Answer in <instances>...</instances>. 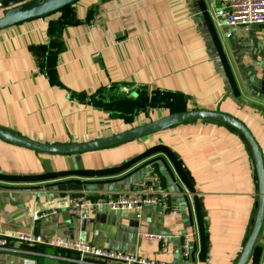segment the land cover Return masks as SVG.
Masks as SVG:
<instances>
[{"label": "crops", "instance_id": "0c3cea01", "mask_svg": "<svg viewBox=\"0 0 264 264\" xmlns=\"http://www.w3.org/2000/svg\"><path fill=\"white\" fill-rule=\"evenodd\" d=\"M214 8V0H79L1 32L0 128L79 143L175 113L162 105L179 95L176 112L240 120L264 165V35L221 25ZM112 88L111 100L96 99ZM80 158L81 170L72 158L0 141V234L62 237L163 264L235 263L257 200L251 155L237 133L190 123ZM152 173L165 196L139 217L71 210V196L129 194ZM16 247L0 252V264H67L60 249ZM247 264H264V220Z\"/></svg>", "mask_w": 264, "mask_h": 264}, {"label": "water", "instance_id": "95a60500", "mask_svg": "<svg viewBox=\"0 0 264 264\" xmlns=\"http://www.w3.org/2000/svg\"><path fill=\"white\" fill-rule=\"evenodd\" d=\"M77 1L79 0H0V33L22 23L51 16ZM117 91L115 88L109 89L98 95L96 99L101 101H105L106 99L107 101L108 97L117 95ZM262 91L264 92V82L262 83ZM134 95L135 93L131 97H134ZM199 122L222 125L234 131L241 137L250 152L255 173L257 200L249 233L234 263L247 264L261 232L264 220V165L260 148L254 137L247 127L233 116L215 110L189 109L147 120L118 133L79 143L70 142L64 144L43 142L0 128V141L47 156H66L72 158L77 163V169L81 170L80 157L83 154L140 141L175 127ZM179 166L187 179L192 183V179L183 164L179 162ZM205 234L207 237L206 229Z\"/></svg>", "mask_w": 264, "mask_h": 264}, {"label": "built area", "instance_id": "2783aa9c", "mask_svg": "<svg viewBox=\"0 0 264 264\" xmlns=\"http://www.w3.org/2000/svg\"><path fill=\"white\" fill-rule=\"evenodd\" d=\"M214 17L218 22L229 28H239L248 31L251 26L258 27L264 35V0H214ZM226 38L230 34L225 35ZM165 196L160 187V180L154 173L145 178L140 187L129 194H107L96 198L81 194L71 196L70 207L75 215L84 211L96 212L102 208L109 211L133 212L138 217L147 206L154 205ZM36 219V216H33ZM148 239H160L155 235H145ZM24 243L30 245H45L60 249L64 256L59 260L67 264H163L150 261L139 255H130L98 248L89 243L57 237L50 241L40 235L19 233L13 236L0 234V252L17 253L16 245ZM183 256L188 254V243L183 244Z\"/></svg>", "mask_w": 264, "mask_h": 264}, {"label": "trees", "instance_id": "16d2710c", "mask_svg": "<svg viewBox=\"0 0 264 264\" xmlns=\"http://www.w3.org/2000/svg\"><path fill=\"white\" fill-rule=\"evenodd\" d=\"M70 6H67V7H65V8H63V9H61L59 12H65V10L66 9H68ZM59 23H54L51 27H50V29H49V33H48V35H49V37H51V35H53V34H55V30L57 29V28H59V25H58ZM169 101H171L170 99H165V101H164V104L162 105V106H165V107H168V109L171 111V112H176V111H180V110H183V104H182V97L181 96H175V98H174V100L173 101H171V102H169Z\"/></svg>", "mask_w": 264, "mask_h": 264}, {"label": "rangeland", "instance_id": "374dc122", "mask_svg": "<svg viewBox=\"0 0 264 264\" xmlns=\"http://www.w3.org/2000/svg\"><path fill=\"white\" fill-rule=\"evenodd\" d=\"M23 24V23H22ZM22 24H20V25H22ZM129 113H131L132 114V112H129Z\"/></svg>", "mask_w": 264, "mask_h": 264}]
</instances>
